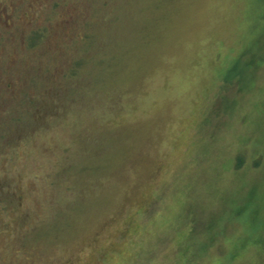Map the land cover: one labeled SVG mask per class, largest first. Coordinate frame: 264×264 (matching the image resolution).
I'll list each match as a JSON object with an SVG mask.
<instances>
[{"label": "rangeland", "instance_id": "374dc122", "mask_svg": "<svg viewBox=\"0 0 264 264\" xmlns=\"http://www.w3.org/2000/svg\"><path fill=\"white\" fill-rule=\"evenodd\" d=\"M0 6V264H264V0Z\"/></svg>", "mask_w": 264, "mask_h": 264}, {"label": "flooded vegetation", "instance_id": "af4514ba", "mask_svg": "<svg viewBox=\"0 0 264 264\" xmlns=\"http://www.w3.org/2000/svg\"><path fill=\"white\" fill-rule=\"evenodd\" d=\"M0 10H2V7L0 6Z\"/></svg>", "mask_w": 264, "mask_h": 264}]
</instances>
